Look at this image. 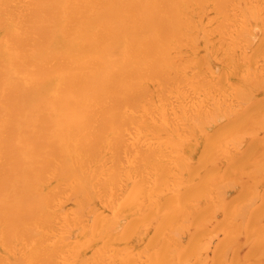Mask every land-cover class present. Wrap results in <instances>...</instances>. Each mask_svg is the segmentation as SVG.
<instances>
[{"label":"bare ground","instance_id":"6f19581e","mask_svg":"<svg viewBox=\"0 0 264 264\" xmlns=\"http://www.w3.org/2000/svg\"><path fill=\"white\" fill-rule=\"evenodd\" d=\"M0 264H264V0H0Z\"/></svg>","mask_w":264,"mask_h":264}]
</instances>
